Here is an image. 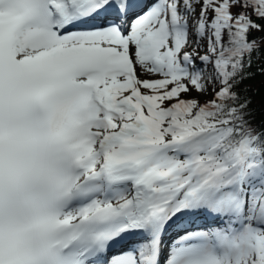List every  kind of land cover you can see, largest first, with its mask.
I'll use <instances>...</instances> for the list:
<instances>
[{"label": "snow or ice", "instance_id": "1", "mask_svg": "<svg viewBox=\"0 0 264 264\" xmlns=\"http://www.w3.org/2000/svg\"><path fill=\"white\" fill-rule=\"evenodd\" d=\"M258 76L264 0H0V264H264Z\"/></svg>", "mask_w": 264, "mask_h": 264}, {"label": "trees", "instance_id": "2", "mask_svg": "<svg viewBox=\"0 0 264 264\" xmlns=\"http://www.w3.org/2000/svg\"><path fill=\"white\" fill-rule=\"evenodd\" d=\"M247 84H250L254 89H260V92H257L255 94V98L253 101V107L257 108V122L260 120V114H259V108L261 105V96L262 94H264V86H262V78L261 77H256L255 79L251 80V81H247Z\"/></svg>", "mask_w": 264, "mask_h": 264}, {"label": "rangeland", "instance_id": "3", "mask_svg": "<svg viewBox=\"0 0 264 264\" xmlns=\"http://www.w3.org/2000/svg\"><path fill=\"white\" fill-rule=\"evenodd\" d=\"M192 95H195V93H192Z\"/></svg>", "mask_w": 264, "mask_h": 264}]
</instances>
